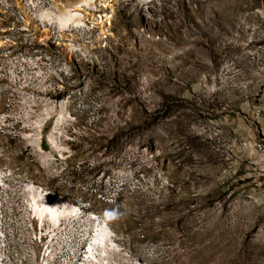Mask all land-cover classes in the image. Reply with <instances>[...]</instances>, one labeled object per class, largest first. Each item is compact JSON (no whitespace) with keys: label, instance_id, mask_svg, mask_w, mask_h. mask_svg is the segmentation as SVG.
<instances>
[{"label":"rangeland","instance_id":"obj_1","mask_svg":"<svg viewBox=\"0 0 264 264\" xmlns=\"http://www.w3.org/2000/svg\"><path fill=\"white\" fill-rule=\"evenodd\" d=\"M25 2L6 0L29 42L9 34L0 64L8 249L42 262L34 188L80 216L54 264H87L95 220L113 245L96 264H264V0H98L45 30Z\"/></svg>","mask_w":264,"mask_h":264},{"label":"built area","instance_id":"obj_2","mask_svg":"<svg viewBox=\"0 0 264 264\" xmlns=\"http://www.w3.org/2000/svg\"><path fill=\"white\" fill-rule=\"evenodd\" d=\"M24 5L27 9V15L30 16L29 18L35 22V27L37 29L45 30L44 28L46 26H53L55 14L50 10L51 5L49 3V0H32V2L30 1L28 5L30 6L31 10H28L29 8L26 2L24 3ZM22 15L16 12H9L6 0H0V64L4 62V59L10 56L9 51L10 48H12L11 44L16 43V39L12 41L13 35L18 37V34H20V38L22 41L29 42L27 35L30 32V27L25 26L22 23ZM8 16H11L13 20L11 27L7 28L10 32H8L6 30L5 25H3V22L7 19ZM80 17L82 20V15H80ZM23 55V51H18L13 56L23 57ZM2 170L3 169H0V173H2ZM1 221L2 219L0 213V264H23L22 259L18 258L16 254L12 253L8 249L6 236L2 230ZM75 223V219H69V221L64 220V222L60 221L55 225H51L50 223H44V227L41 228L40 232L37 231L36 235L32 231L30 240L31 243H36L40 246L39 258L42 261L41 264H54V246L72 244L73 239L71 237H62L60 236V233H62L65 229H73L72 227ZM89 243L90 241L85 244L84 248L82 247V258H84V261L87 260L86 256L88 252ZM78 247H80V245ZM78 249L79 248L75 247L74 249L70 250L69 259L71 263H75L77 261Z\"/></svg>","mask_w":264,"mask_h":264},{"label":"bare ground","instance_id":"obj_3","mask_svg":"<svg viewBox=\"0 0 264 264\" xmlns=\"http://www.w3.org/2000/svg\"><path fill=\"white\" fill-rule=\"evenodd\" d=\"M31 1V0H30ZM98 0H83L79 5L72 7L71 10H66L63 14H59L54 18L55 22L59 24L61 29L65 28V25H71L74 27H77L81 23V17L80 12L77 11L82 7H90L94 2H97ZM111 0H104V6L103 8H108L113 12V7L109 4ZM101 2V1H100ZM112 16L105 15L104 17H100V21L97 25L100 26V30L102 33H104L105 27L110 26V19ZM52 138V137H51ZM55 141V140H53ZM52 144V143H51ZM31 198H32V209L35 212V215L37 219L39 220H46L47 222L51 223L52 225H55L56 223L60 222L61 220H68L69 217L75 216L80 218V216L77 213L76 208H65L58 202L49 201L48 198L40 191L30 188L28 190ZM74 218H71L73 220ZM94 221V220H93ZM95 228V236L92 239V243L90 241V246L88 247L87 252V264L88 260L90 261V264H96L95 255L101 254L104 255L105 253H108L112 248V241H111V235L109 234L108 229L106 226L100 222L95 220L94 224ZM93 228V229H94Z\"/></svg>","mask_w":264,"mask_h":264},{"label":"clouds","instance_id":"obj_4","mask_svg":"<svg viewBox=\"0 0 264 264\" xmlns=\"http://www.w3.org/2000/svg\"><path fill=\"white\" fill-rule=\"evenodd\" d=\"M114 215V214H113Z\"/></svg>","mask_w":264,"mask_h":264}]
</instances>
